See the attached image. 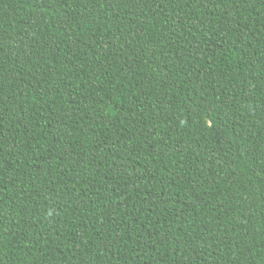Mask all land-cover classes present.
I'll list each match as a JSON object with an SVG mask.
<instances>
[{
	"label": "trees",
	"instance_id": "obj_1",
	"mask_svg": "<svg viewBox=\"0 0 264 264\" xmlns=\"http://www.w3.org/2000/svg\"><path fill=\"white\" fill-rule=\"evenodd\" d=\"M0 264H264V0H0Z\"/></svg>",
	"mask_w": 264,
	"mask_h": 264
}]
</instances>
